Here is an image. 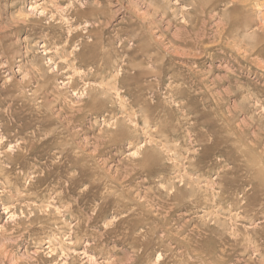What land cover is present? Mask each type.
<instances>
[{"label":"rangeland","instance_id":"rangeland-1","mask_svg":"<svg viewBox=\"0 0 264 264\" xmlns=\"http://www.w3.org/2000/svg\"><path fill=\"white\" fill-rule=\"evenodd\" d=\"M0 264H264V0H0Z\"/></svg>","mask_w":264,"mask_h":264},{"label":"bare ground","instance_id":"bare-ground-1","mask_svg":"<svg viewBox=\"0 0 264 264\" xmlns=\"http://www.w3.org/2000/svg\"><path fill=\"white\" fill-rule=\"evenodd\" d=\"M198 1V0H197ZM199 3V2H198ZM205 26H206V24H205ZM204 35V34H203ZM201 39V38H200ZM233 39V38H232ZM225 41V40H224ZM228 43V42H227ZM206 44H208V43H206ZM205 45V44H204ZM184 46V45H183ZM253 47V46H252ZM232 50V49H231ZM236 51V50H235ZM243 53V52H242ZM245 54V53H244ZM200 55V54H199ZM243 55V54H242ZM208 58V57H207ZM248 61V60H247ZM240 63V62H239ZM193 64V63H192ZM193 72V71H192ZM200 72V71H199ZM91 74V73H90ZM195 74V73H194ZM197 74V73H196ZM91 77V76H90ZM227 81V80H226ZM201 82V81H200ZM212 82V81H211ZM186 83V82H185ZM205 86H206V84H205ZM235 87V86H234ZM213 88V87H212ZM239 89V88H238ZM247 92V91H246ZM231 93V92H230ZM235 107V106H234ZM240 110V109H239ZM164 132V131H163Z\"/></svg>","mask_w":264,"mask_h":264}]
</instances>
